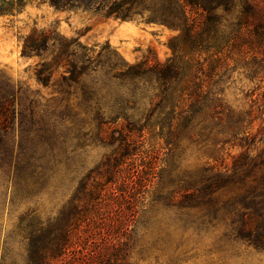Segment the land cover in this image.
<instances>
[{
  "label": "trees",
  "instance_id": "1",
  "mask_svg": "<svg viewBox=\"0 0 264 264\" xmlns=\"http://www.w3.org/2000/svg\"><path fill=\"white\" fill-rule=\"evenodd\" d=\"M47 2L60 10L82 7L120 20L158 23L177 34L168 39L171 56L164 62L135 63L64 37L53 28H34L22 39L21 55L38 58L36 81L49 87L59 74L51 85L59 92L79 88L83 102L94 111L97 127H103V139L116 145L80 180L54 219L26 225L25 264H129L137 207L146 204L144 197H137L138 189L146 193L145 182L155 177L154 163L149 166L155 143L164 141L173 150L184 139L209 144L215 163L189 183L182 208L211 205L207 215L215 218L219 212L215 193L237 187V195L225 202L236 212L230 234L263 252L264 151L255 156L249 151L264 140V119L256 133L251 132L252 119L246 123L229 109L218 84L239 68L249 78L264 80V0ZM85 78L92 83L86 84ZM19 92L9 78L0 81V141L18 118L23 138L30 142L28 149L20 145L23 159L15 170L21 177L36 173L42 160L49 163L55 157L52 149L61 135L45 128L36 140L29 136L34 122L29 120L28 125L26 116L16 114ZM229 143L244 150L231 155L228 167L220 153ZM146 171L149 179L144 177ZM157 177L155 186L161 183L162 176ZM25 221V216L20 218V223Z\"/></svg>",
  "mask_w": 264,
  "mask_h": 264
},
{
  "label": "rangeland",
  "instance_id": "2",
  "mask_svg": "<svg viewBox=\"0 0 264 264\" xmlns=\"http://www.w3.org/2000/svg\"><path fill=\"white\" fill-rule=\"evenodd\" d=\"M34 28L56 29L64 37L75 38L97 51L107 50L129 63L164 62L171 56L168 39L177 34L165 25L137 18L120 20L82 7L55 9L47 0H0V81L9 78L16 89L20 88L16 114L26 116L28 125L29 120L34 122L30 137L36 140L46 133L45 128L61 135L52 149L55 157L49 163L42 160L36 173L21 177L16 165L23 159L24 146L30 147L21 133L23 123L17 118L0 141V264L26 263V225L54 219L80 180L116 146L103 139V127H97L94 111L83 102L79 88H71L69 94L59 92L58 87L51 86L59 74L54 75L49 87L36 81L38 58L21 55L22 39ZM246 73L242 68L228 72L218 89L230 110L241 114L246 123L252 119L251 132L256 133L264 119V80L249 78ZM84 81L92 83L90 78ZM154 149V162L149 166L154 163L151 172L155 177L145 182L146 193L138 189L137 197H144L146 204L137 207L129 264H264V251L230 234L236 212L225 202L237 195V187L215 193L214 205L219 209L215 218L207 215L211 205L191 211L182 208L189 183L199 179L205 166L215 163L211 146L201 139H184L173 150L164 141L156 142ZM243 150L229 143L220 156L229 167L231 155ZM259 151H264V140L249 154L255 156ZM148 173L144 174L147 179ZM158 175L162 176L161 183L155 186ZM24 216L26 221L20 223Z\"/></svg>",
  "mask_w": 264,
  "mask_h": 264
}]
</instances>
